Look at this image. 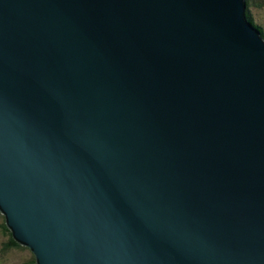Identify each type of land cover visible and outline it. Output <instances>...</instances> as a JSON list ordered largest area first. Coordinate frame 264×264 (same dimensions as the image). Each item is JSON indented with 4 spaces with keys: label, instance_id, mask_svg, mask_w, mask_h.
Segmentation results:
<instances>
[{
    "label": "water",
    "instance_id": "95a60500",
    "mask_svg": "<svg viewBox=\"0 0 264 264\" xmlns=\"http://www.w3.org/2000/svg\"><path fill=\"white\" fill-rule=\"evenodd\" d=\"M247 0H0V212L38 264H264V37Z\"/></svg>",
    "mask_w": 264,
    "mask_h": 264
},
{
    "label": "rangeland",
    "instance_id": "374dc122",
    "mask_svg": "<svg viewBox=\"0 0 264 264\" xmlns=\"http://www.w3.org/2000/svg\"><path fill=\"white\" fill-rule=\"evenodd\" d=\"M256 0H254L255 3ZM259 3L260 2L258 0ZM251 12H254V16L256 17V22L259 24H264V12H259L257 14V9L254 5H250ZM248 13V9L247 12ZM249 17H247L248 19ZM2 218H0L1 223ZM9 246L8 235L3 233L0 230V264H38L35 254L29 248H21L19 250L11 249L7 253L4 252L5 246Z\"/></svg>",
    "mask_w": 264,
    "mask_h": 264
},
{
    "label": "trees",
    "instance_id": "16d2710c",
    "mask_svg": "<svg viewBox=\"0 0 264 264\" xmlns=\"http://www.w3.org/2000/svg\"><path fill=\"white\" fill-rule=\"evenodd\" d=\"M260 2H263V3H259L258 0L255 1L254 3V0H247V9H248V13H247V17L248 20L253 23L254 25L257 26V28L260 30L261 34L263 35L264 37V24H259L256 22V17L254 16V12H251L250 10V5H254L255 8L257 9V14L259 12H264V0H259ZM0 218H2L1 220V223H0V230L5 233L6 235H8V240H9V246H5L4 248V252H8V251H11V249H16V250H19L22 248V246L20 244H18L16 242V240L14 239L13 237V234L12 232L10 231V229L8 228L7 226V223H6V218L2 215V213L0 212Z\"/></svg>",
    "mask_w": 264,
    "mask_h": 264
},
{
    "label": "clouds",
    "instance_id": "9594fccd",
    "mask_svg": "<svg viewBox=\"0 0 264 264\" xmlns=\"http://www.w3.org/2000/svg\"><path fill=\"white\" fill-rule=\"evenodd\" d=\"M253 24V23H252ZM254 25V24H253ZM256 28H257V26L256 25H254Z\"/></svg>",
    "mask_w": 264,
    "mask_h": 264
}]
</instances>
